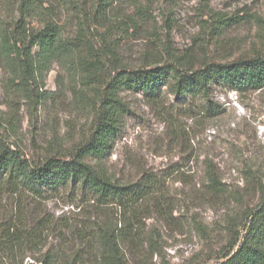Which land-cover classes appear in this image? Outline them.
Segmentation results:
<instances>
[{"label": "rangeland", "instance_id": "rangeland-1", "mask_svg": "<svg viewBox=\"0 0 264 264\" xmlns=\"http://www.w3.org/2000/svg\"><path fill=\"white\" fill-rule=\"evenodd\" d=\"M44 7L27 27L51 19L76 44L74 57L52 62L27 87L0 56V139L34 163L69 158L88 140L96 95L115 68L198 69L264 53V0H49ZM17 18V0H0L3 25ZM119 95L126 110L111 147L84 159L119 184L156 182L158 192L135 206L140 236L127 264H220L240 242L247 215L264 205V88L213 85L214 113L198 99ZM209 165L220 180L215 192L205 179ZM19 215L21 229L45 224L30 241L5 248L0 240V264H100L90 227H120L124 217L71 184L43 197L0 189V239Z\"/></svg>", "mask_w": 264, "mask_h": 264}, {"label": "trees", "instance_id": "trees-1", "mask_svg": "<svg viewBox=\"0 0 264 264\" xmlns=\"http://www.w3.org/2000/svg\"><path fill=\"white\" fill-rule=\"evenodd\" d=\"M100 1L108 5L111 0ZM45 3L49 0H17L18 18L14 25H3L0 20V56L21 84L27 87L34 84L52 62L75 55L76 44L62 39L51 19L45 20L41 28L27 27L31 17L47 9ZM216 84L236 92L263 89L264 53L230 63H209L198 69L176 65L115 68L96 95L88 140L69 158L49 156L34 163L0 139V189L13 194L29 193L43 197L44 193L59 191L71 184L80 188L99 207L119 208L124 213L120 227H117V222L103 221L90 228L93 230L92 239L97 243L96 258L100 264H127V254L137 248L140 236L133 220L135 206L158 192L156 182L145 177L136 183H116L84 157H103L111 147L126 110L119 95L121 90L141 92L155 101L163 95L198 99L203 101L202 111L214 113L219 108L211 100L212 87ZM205 179L212 191L220 189V180L210 165L206 168ZM19 217L0 239L5 248L19 244L22 239L30 241L40 234L45 224L40 222L35 229H21ZM21 230L29 231L20 235ZM224 257L226 259L220 264H264V205L247 215L240 242H235Z\"/></svg>", "mask_w": 264, "mask_h": 264}]
</instances>
